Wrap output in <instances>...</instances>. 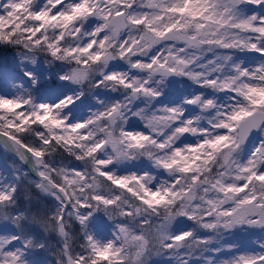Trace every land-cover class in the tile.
<instances>
[{"label": "snow or ice", "instance_id": "obj_1", "mask_svg": "<svg viewBox=\"0 0 264 264\" xmlns=\"http://www.w3.org/2000/svg\"><path fill=\"white\" fill-rule=\"evenodd\" d=\"M0 264H264V0H0Z\"/></svg>", "mask_w": 264, "mask_h": 264}, {"label": "trees", "instance_id": "obj_2", "mask_svg": "<svg viewBox=\"0 0 264 264\" xmlns=\"http://www.w3.org/2000/svg\"><path fill=\"white\" fill-rule=\"evenodd\" d=\"M4 55V50H0V56Z\"/></svg>", "mask_w": 264, "mask_h": 264}]
</instances>
